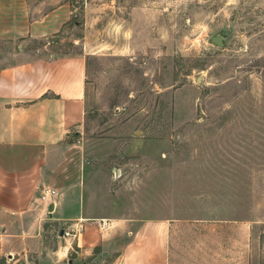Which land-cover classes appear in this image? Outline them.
I'll return each instance as SVG.
<instances>
[{
    "label": "rangeland",
    "instance_id": "obj_1",
    "mask_svg": "<svg viewBox=\"0 0 264 264\" xmlns=\"http://www.w3.org/2000/svg\"><path fill=\"white\" fill-rule=\"evenodd\" d=\"M70 2L54 42L28 44L86 55L66 179L75 169L94 214L143 221L215 205L251 216L253 264H264V0Z\"/></svg>",
    "mask_w": 264,
    "mask_h": 264
},
{
    "label": "crops",
    "instance_id": "obj_2",
    "mask_svg": "<svg viewBox=\"0 0 264 264\" xmlns=\"http://www.w3.org/2000/svg\"><path fill=\"white\" fill-rule=\"evenodd\" d=\"M70 4L0 0V264H253L251 216L223 218L234 209L215 205L143 221L94 214L75 169L66 179L64 141L85 123L86 55L28 44L54 42ZM45 188L56 191L46 203Z\"/></svg>",
    "mask_w": 264,
    "mask_h": 264
},
{
    "label": "built area",
    "instance_id": "obj_3",
    "mask_svg": "<svg viewBox=\"0 0 264 264\" xmlns=\"http://www.w3.org/2000/svg\"><path fill=\"white\" fill-rule=\"evenodd\" d=\"M56 196V191L51 189V188H45V189H42L41 192H40V195H39V200L41 202H50L51 199H54ZM102 226L105 227V224H103L102 222ZM63 235L65 237H69V236H74L73 233L71 232H64L63 231Z\"/></svg>",
    "mask_w": 264,
    "mask_h": 264
},
{
    "label": "water",
    "instance_id": "obj_4",
    "mask_svg": "<svg viewBox=\"0 0 264 264\" xmlns=\"http://www.w3.org/2000/svg\"><path fill=\"white\" fill-rule=\"evenodd\" d=\"M211 42L216 46H222V38L220 36L212 37Z\"/></svg>",
    "mask_w": 264,
    "mask_h": 264
}]
</instances>
